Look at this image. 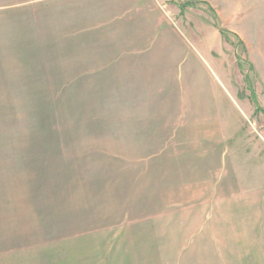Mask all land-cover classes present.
I'll return each mask as SVG.
<instances>
[{
    "label": "rangeland",
    "instance_id": "1",
    "mask_svg": "<svg viewBox=\"0 0 264 264\" xmlns=\"http://www.w3.org/2000/svg\"><path fill=\"white\" fill-rule=\"evenodd\" d=\"M176 1L164 10L176 36L214 41L216 57L199 59L213 88H191L189 56L176 67L181 88L129 92V77L112 86L68 75L113 48L104 37L129 39V12H103L104 0H0V264H112L129 219L187 212L197 178L220 184L233 166V181L264 186V0ZM209 118L228 123V137L214 142ZM245 148L260 152L255 163ZM191 151L204 156L190 165ZM154 157L166 204L140 208L159 189L141 172ZM103 232L99 249L87 245Z\"/></svg>",
    "mask_w": 264,
    "mask_h": 264
},
{
    "label": "crops",
    "instance_id": "2",
    "mask_svg": "<svg viewBox=\"0 0 264 264\" xmlns=\"http://www.w3.org/2000/svg\"><path fill=\"white\" fill-rule=\"evenodd\" d=\"M178 3L180 2L176 0H104L101 4L103 12L117 9L129 12V39L111 40L104 37L102 41L113 43V48L105 55H94L83 60L79 58L77 71L68 75L103 78V85L112 86H115L117 78L129 77V81L124 83L129 84V92L132 88H181L180 81L175 78L176 67L189 56L187 74L191 88H213L202 77L204 69L199 59L205 56L216 57L214 41L208 43L196 40L188 45L186 41L183 43L182 36H176V30L166 24L165 7L172 9ZM213 32L219 34V27H214ZM127 49L129 54H124ZM114 51L122 53L115 55ZM94 84L97 87L98 81H94ZM204 120L213 128L211 138L214 142L228 137L223 128L225 125L228 129V123L221 122L219 118ZM192 121L199 122L197 118ZM245 150L247 152L243 151L244 157L240 154L244 162L253 160L255 163L260 152H256V149L251 152L250 148ZM210 155L213 154L207 152L205 156ZM199 156H204L203 152L191 151L188 163L193 164L194 158ZM126 157L129 162V154ZM152 159L155 160L154 163L151 164L148 160L141 172L151 177L157 175L153 177L156 180L147 182V187L159 188L161 158ZM176 163L185 165L187 161L178 158ZM231 167L233 166L227 168L223 183L217 184L208 177L200 178L201 180L197 178L193 182L194 185L190 186L191 205H199L197 208L191 206L185 213L181 210L168 214L162 211L146 213L136 219H129V224L121 228L125 235L116 242L112 264H264V186L245 183L240 175L237 178L239 181L236 178L233 181L231 174L234 170ZM190 168L192 169L191 166ZM207 168L205 170H212ZM239 170L243 171L244 167L240 166ZM236 172L239 174V171ZM124 173L129 174V167L120 170L121 175ZM124 181L125 177L120 183L122 194L119 199L124 200L128 206L131 202V185ZM175 193L180 194L178 188ZM164 195L163 184L162 189L159 188L147 201L136 204H141L140 208L144 205H158L160 208L163 201L165 203ZM206 208L212 213L210 218L205 212ZM109 236V233L103 232L85 240L87 245L99 249ZM186 243H189V248Z\"/></svg>",
    "mask_w": 264,
    "mask_h": 264
},
{
    "label": "trees",
    "instance_id": "3",
    "mask_svg": "<svg viewBox=\"0 0 264 264\" xmlns=\"http://www.w3.org/2000/svg\"><path fill=\"white\" fill-rule=\"evenodd\" d=\"M192 2L195 3L193 0H191V1H187L186 3L189 4V3H192ZM183 4H184V3H182L181 5H183Z\"/></svg>",
    "mask_w": 264,
    "mask_h": 264
}]
</instances>
